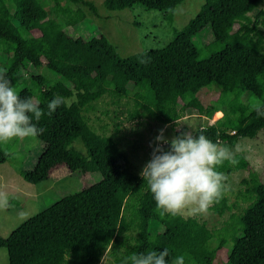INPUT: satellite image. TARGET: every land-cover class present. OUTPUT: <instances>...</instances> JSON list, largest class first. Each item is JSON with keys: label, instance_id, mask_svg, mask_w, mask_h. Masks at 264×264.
Segmentation results:
<instances>
[{"label": "trees", "instance_id": "16d2710c", "mask_svg": "<svg viewBox=\"0 0 264 264\" xmlns=\"http://www.w3.org/2000/svg\"><path fill=\"white\" fill-rule=\"evenodd\" d=\"M62 1L81 3L99 16L90 0H58L56 12L63 22L53 17L42 21L36 0H0V41L17 53V60L6 70L11 82L19 64L27 59L43 70L31 75V83L41 90L37 102L45 112L54 96L64 97L65 102L75 96L70 104L66 102L38 122L44 129L37 137L42 151L33 168L21 175L31 184L46 180L65 163L69 147L80 139L86 153L75 155L84 161L82 172H98L100 179L27 218L8 236L0 235V248L6 249L10 264H101L107 251L110 264H123L133 253L164 248L169 250V264L179 256H184L185 263L214 264L226 237L213 246V232L198 219L159 215L147 181L133 170L127 153L112 135L93 130L84 111L105 96L115 105L132 98V107L125 110L128 121L144 117L172 124L188 111L221 117L217 124L195 130L182 125L174 136L184 131L203 133L218 144L256 137L264 130V117H258L250 105L264 104V0H206L163 47L127 57H121L111 44L91 57L83 49V38L68 32L77 12L69 4L60 5ZM182 1L103 0V5L110 11L141 5L172 20ZM206 26L224 43L220 50L210 52L195 41ZM44 29L47 32L40 38L32 37ZM25 39L31 40L40 56L29 49ZM114 74L122 78L120 85L111 81ZM211 84L221 91L214 102L204 105L198 92ZM16 92L34 100L26 86ZM168 147L164 145L165 150ZM6 157L0 143V162ZM234 167L225 162L217 170L228 174ZM248 192L249 204L234 217L239 234L228 251V264H264V183L254 179ZM227 207L225 195L211 210L221 214ZM153 221H173L180 227L178 237L165 246L157 244L151 235Z\"/></svg>", "mask_w": 264, "mask_h": 264}, {"label": "rangeland", "instance_id": "374dc122", "mask_svg": "<svg viewBox=\"0 0 264 264\" xmlns=\"http://www.w3.org/2000/svg\"><path fill=\"white\" fill-rule=\"evenodd\" d=\"M57 1L36 0L37 12L42 21L53 17L63 22V18L56 12ZM90 1L95 3L99 16L81 3L60 2L62 6L69 4L77 12L72 25L67 27L68 32L83 38V49L91 57H97L109 44L114 45L121 57H127L137 52L163 47L173 38L175 31L180 30L197 14L206 0H183L175 7L172 20H168L163 12L145 9L141 5L110 11L104 7L103 0ZM262 6L264 4H261ZM11 7L16 14L14 3ZM46 32V29L33 32L32 37L40 38L42 33ZM195 41L210 52L220 50L224 45L221 40L213 37L209 26L199 32ZM25 44L34 54L40 56L31 40L25 39ZM16 60V51L8 49L0 41V69H10ZM42 71L34 68L27 59H24L16 69L13 87L17 91L26 86L33 93L34 101H37L41 96V90L32 85L31 75ZM111 81L120 85L122 78L114 74ZM220 91L218 85L211 84L202 88L198 92V97L204 105H208L216 100ZM74 100L75 96H72L66 99V102L70 104ZM129 107H132V98H124L115 105L105 96L85 110L84 115L93 130L110 134L119 142V146L127 153L133 170L138 174L150 161L153 151L150 145L154 144L161 129H165V137L171 139L174 137V131L182 125L195 130L207 124H217L221 119V117L216 118L215 114L207 118L195 111H188L172 124H162L144 117L128 121L125 110ZM221 125L225 127L224 124ZM219 144L227 146L238 160L234 169L224 174L230 189L226 193L228 207L221 214L210 209L207 215L192 216L185 213L182 216L194 217L204 223L214 234L211 242L213 246L218 240L226 237L213 262L228 264V251L234 244L235 236L239 234L234 217L240 215L249 204L251 195L248 188L254 179L264 183V130L254 138L239 137L233 141H220ZM42 147L37 137L22 141L16 139L3 144L7 157L4 162H0V194L7 196L8 205L0 208L1 236H8L27 218L47 208L61 197L78 192L100 179L98 172H82L84 161L75 153L84 156L86 150L82 141L77 139L69 147L65 163L54 169L46 180L37 184L26 182L21 173L33 168ZM179 233L180 227L173 221L164 224L153 221L151 224L152 240L161 246L172 243ZM0 264H10L5 248H0ZM101 264H110L108 251L103 255Z\"/></svg>", "mask_w": 264, "mask_h": 264}, {"label": "clouds", "instance_id": "9594fccd", "mask_svg": "<svg viewBox=\"0 0 264 264\" xmlns=\"http://www.w3.org/2000/svg\"><path fill=\"white\" fill-rule=\"evenodd\" d=\"M65 103L64 97L54 96L45 112L39 102L18 95L6 70H0V143L38 137L44 131L38 122L45 115L52 116ZM250 110L264 117V104L253 103ZM164 133L165 129H161L150 145L151 159L140 173L147 181L156 210L161 216L209 214L230 190L227 177L217 169L225 162L234 166L238 160L227 146L213 142L203 133L184 131L171 139ZM164 145L169 146L167 150ZM7 205V196L0 194V208ZM168 257L167 248L160 252L151 250L126 256L123 264H169ZM173 264H185L184 256L176 257Z\"/></svg>", "mask_w": 264, "mask_h": 264}]
</instances>
